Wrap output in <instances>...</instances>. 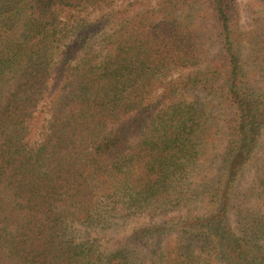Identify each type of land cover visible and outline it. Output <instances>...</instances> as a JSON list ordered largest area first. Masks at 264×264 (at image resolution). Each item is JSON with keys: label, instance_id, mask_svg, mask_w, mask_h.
Here are the masks:
<instances>
[{"label": "trees", "instance_id": "trees-1", "mask_svg": "<svg viewBox=\"0 0 264 264\" xmlns=\"http://www.w3.org/2000/svg\"><path fill=\"white\" fill-rule=\"evenodd\" d=\"M113 1L0 0V264H264V13Z\"/></svg>", "mask_w": 264, "mask_h": 264}, {"label": "rangeland", "instance_id": "rangeland-1", "mask_svg": "<svg viewBox=\"0 0 264 264\" xmlns=\"http://www.w3.org/2000/svg\"><path fill=\"white\" fill-rule=\"evenodd\" d=\"M130 1L132 0H114L103 9H87L74 12V14L86 20L94 21L109 10L126 7ZM239 9L241 27L248 30L253 27V19L262 16L264 13V5L259 0H239ZM66 17H63L64 21L68 20ZM40 109L41 107H39ZM45 116L42 117L43 124H46ZM110 216L106 220L104 217V219L91 225L75 223L73 228L75 240L88 241L96 246H100V248L110 247L113 249L119 246L123 247L130 240L133 227L145 222V219L124 216L122 213Z\"/></svg>", "mask_w": 264, "mask_h": 264}]
</instances>
